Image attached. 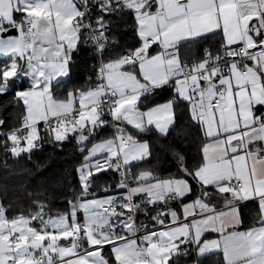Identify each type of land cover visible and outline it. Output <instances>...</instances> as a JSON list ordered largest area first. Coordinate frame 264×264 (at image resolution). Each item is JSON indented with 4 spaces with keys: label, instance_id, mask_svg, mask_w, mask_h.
<instances>
[{
    "label": "snow or ice",
    "instance_id": "6c2138e0",
    "mask_svg": "<svg viewBox=\"0 0 264 264\" xmlns=\"http://www.w3.org/2000/svg\"><path fill=\"white\" fill-rule=\"evenodd\" d=\"M0 97V264H264V0H0Z\"/></svg>",
    "mask_w": 264,
    "mask_h": 264
},
{
    "label": "trees",
    "instance_id": "16d2710c",
    "mask_svg": "<svg viewBox=\"0 0 264 264\" xmlns=\"http://www.w3.org/2000/svg\"><path fill=\"white\" fill-rule=\"evenodd\" d=\"M89 63H91V61H89ZM80 83H83V79L82 78L80 80ZM4 99H7V97H0V100H4ZM9 111L11 112L12 109H9ZM71 148H72V145L69 144V145L66 146L64 152H59V151L55 152L56 159H54L52 164L50 165V168L48 170L49 174L54 172V171H56V170H58V169H60V168H63L65 166V164H64V162H63V160L61 158L69 155V150ZM157 150L160 153V168L166 169V170H169V171H174L175 169H170L169 168L170 157L165 156L163 151L160 150L159 148ZM52 152H53V149L51 148V146L46 144L45 148H44V152L42 154H39V155L43 156V155L50 154ZM4 160H5L4 154H3V152H0V185H2L4 183H7L9 188L12 189V188L18 187V185L21 182H23L25 180H28L27 174L24 173L22 171V169L25 166L31 167L32 165L27 162L26 158H22L19 161L13 160L10 157L7 159V163L11 166L12 169H14L16 172H19V175L9 174V171L7 169L3 168ZM152 164L155 165L156 161L153 160ZM69 179H70V177H69ZM35 185H36L35 179L29 180V187H35ZM11 195H12V193L10 191L9 192V196H11ZM53 207H54V209L55 208H61L62 205H60L58 202H56V203H54Z\"/></svg>",
    "mask_w": 264,
    "mask_h": 264
},
{
    "label": "crops",
    "instance_id": "0c3cea01",
    "mask_svg": "<svg viewBox=\"0 0 264 264\" xmlns=\"http://www.w3.org/2000/svg\"><path fill=\"white\" fill-rule=\"evenodd\" d=\"M203 264H215V257L206 258Z\"/></svg>",
    "mask_w": 264,
    "mask_h": 264
}]
</instances>
